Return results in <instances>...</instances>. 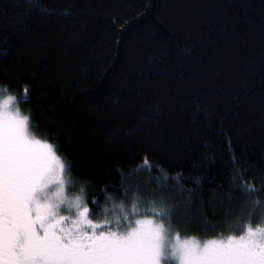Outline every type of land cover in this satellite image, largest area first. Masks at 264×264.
I'll use <instances>...</instances> for the list:
<instances>
[{
  "label": "trees",
  "instance_id": "16d2710c",
  "mask_svg": "<svg viewBox=\"0 0 264 264\" xmlns=\"http://www.w3.org/2000/svg\"><path fill=\"white\" fill-rule=\"evenodd\" d=\"M0 95L89 202L163 199L200 240L264 212L225 195L264 184V0H0Z\"/></svg>",
  "mask_w": 264,
  "mask_h": 264
},
{
  "label": "snow or ice",
  "instance_id": "6c2138e0",
  "mask_svg": "<svg viewBox=\"0 0 264 264\" xmlns=\"http://www.w3.org/2000/svg\"><path fill=\"white\" fill-rule=\"evenodd\" d=\"M27 100L25 88L21 102ZM32 128L15 97L0 100V264H264V212L255 219L249 211L239 234L181 239L171 232V206L163 199H153L141 213L137 201L126 212L125 202L106 189L103 203L89 202L86 188L70 198L71 163ZM237 171L235 188L225 195L259 208L264 184L257 187ZM173 179L180 184V176ZM202 179H196L201 191ZM201 227L214 226L205 221Z\"/></svg>",
  "mask_w": 264,
  "mask_h": 264
},
{
  "label": "rangeland",
  "instance_id": "374dc122",
  "mask_svg": "<svg viewBox=\"0 0 264 264\" xmlns=\"http://www.w3.org/2000/svg\"><path fill=\"white\" fill-rule=\"evenodd\" d=\"M7 98V95H0V100H3V99H6ZM65 178L67 179V175H65ZM70 188H71V190L68 192V196L70 197V198H72V197H75V196H77V195H79L80 194V192L77 190V185H76V183H73L72 185H70ZM140 218H151V217H140ZM158 222V221H157ZM175 234H173V236H174ZM181 239H184V238H181ZM201 241H203V240H201ZM162 264H166V262H163L162 261Z\"/></svg>",
  "mask_w": 264,
  "mask_h": 264
}]
</instances>
